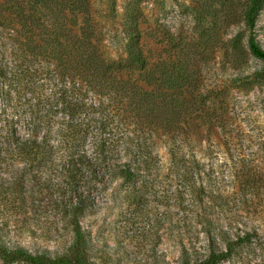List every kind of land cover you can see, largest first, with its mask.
I'll list each match as a JSON object with an SVG mask.
<instances>
[{"label": "trees", "instance_id": "trees-1", "mask_svg": "<svg viewBox=\"0 0 264 264\" xmlns=\"http://www.w3.org/2000/svg\"><path fill=\"white\" fill-rule=\"evenodd\" d=\"M96 1L27 0L13 20L0 18V25L19 27L10 38L14 55L22 57V77L35 82L44 64L45 79L57 80L58 87L55 102L43 108V116H34L32 132L0 135V171L22 164V180L15 181L14 173L12 180H3L18 189L9 203L19 212L0 222V263L92 264L81 221L98 213L100 194L117 181L128 186L130 202L149 194L150 177L158 174L153 148L161 138L168 139L170 164L191 190L188 198L179 197V231L188 236L181 263L219 264L252 246L264 257V210L250 193L260 186V169L242 165L236 170L239 203L215 209L192 190L200 174L189 149L201 137L208 147L234 151L251 142L263 144L262 136L223 130L222 122L221 130H210L215 126L205 121L211 114L200 102L197 70L203 60L198 54L220 46L234 63L247 56L257 60L261 69L254 78L264 85V50L255 37L264 0H197L191 9L201 29L190 36L161 34L163 51L171 52L172 59L156 66L150 63L141 28L146 23L139 8L144 0L126 5L124 56L116 57L110 54L115 44L108 36L114 3L102 12ZM230 28H240V33L229 36ZM58 104L53 114L59 113V120L47 119ZM9 222L30 234L37 228L68 229L69 248L53 257L7 248L1 236Z\"/></svg>", "mask_w": 264, "mask_h": 264}, {"label": "rangeland", "instance_id": "rangeland-1", "mask_svg": "<svg viewBox=\"0 0 264 264\" xmlns=\"http://www.w3.org/2000/svg\"><path fill=\"white\" fill-rule=\"evenodd\" d=\"M100 1L96 3L102 12L111 9V3H114L113 29L108 36L115 46L111 47L110 54L114 57L124 56L121 24L130 0ZM196 1L144 0L139 5L146 22L141 28L153 66L172 59L171 52L163 51L161 34L190 36L201 29L195 24L191 9ZM25 7L27 0H0V18L13 20L14 13ZM106 25L109 27L110 24ZM13 29L18 30V25H0V135L15 130L21 135L32 132L34 116L38 112L43 116V108H47L51 100L55 102L58 96L57 80L45 79L44 64L34 77L35 82L29 83L28 78L22 77V57L14 55L10 38ZM238 32L240 28H230L229 36ZM255 37L264 50V8L257 18ZM198 55L203 56L202 66L197 70L200 102L207 114H211L205 121L209 120L215 126L210 130H221L219 124L222 122L225 124L223 130H243L252 137L262 136L264 139V85L254 78L261 64L249 56L234 63L220 46L204 53L201 51ZM2 72H5V76H2ZM59 107L60 104L54 106L47 119L57 122L60 114L53 113ZM30 119L31 123L28 122ZM200 130L207 129L204 127ZM167 140L161 138L154 144L158 174L150 177L149 186L153 191L150 189L142 201L130 202L125 196L128 186L117 181L100 194L98 213L81 221L92 264H182V246L188 247V236L184 231H179L182 225L179 206L182 198L189 197L191 190L170 164ZM192 145L189 149L200 174L192 189L195 195L205 202H212L215 209L222 205L233 208L242 196V192H238L236 170L242 165L257 167L261 172L260 186L250 193L261 200L264 210V140L263 144L247 143L242 151L208 147L203 137ZM9 167L0 171V212L3 214L0 222L19 212L9 203V196H16L18 189L10 188L3 180H12L13 173L15 181L19 177L22 180V164L14 163ZM23 178L28 180L29 175ZM184 190L186 192L183 194ZM69 231L60 229L54 232L51 228H37L34 234H30L22 231L21 224L9 222L1 240L7 248L20 247L33 254L53 257L67 252L72 238ZM219 264H264V257L252 246Z\"/></svg>", "mask_w": 264, "mask_h": 264}]
</instances>
